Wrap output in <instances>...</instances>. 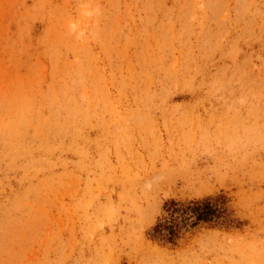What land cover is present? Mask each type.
Wrapping results in <instances>:
<instances>
[{
	"label": "rangeland",
	"instance_id": "obj_1",
	"mask_svg": "<svg viewBox=\"0 0 264 264\" xmlns=\"http://www.w3.org/2000/svg\"><path fill=\"white\" fill-rule=\"evenodd\" d=\"M0 264H264V0H0Z\"/></svg>",
	"mask_w": 264,
	"mask_h": 264
},
{
	"label": "trees",
	"instance_id": "obj_2",
	"mask_svg": "<svg viewBox=\"0 0 264 264\" xmlns=\"http://www.w3.org/2000/svg\"><path fill=\"white\" fill-rule=\"evenodd\" d=\"M175 205V202L170 201L169 205L165 207L166 215L162 220L160 219L152 225L150 228V236L152 238L169 242L174 241L178 229V222L175 214L179 210ZM184 209L194 218V221H210L217 216L208 198L190 202V205H185Z\"/></svg>",
	"mask_w": 264,
	"mask_h": 264
}]
</instances>
